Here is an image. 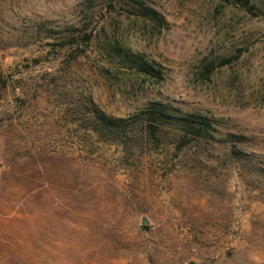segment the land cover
Wrapping results in <instances>:
<instances>
[{
    "label": "rangeland",
    "instance_id": "1",
    "mask_svg": "<svg viewBox=\"0 0 264 264\" xmlns=\"http://www.w3.org/2000/svg\"><path fill=\"white\" fill-rule=\"evenodd\" d=\"M140 1L160 25L132 0H0V264H264V0ZM153 103L218 141L169 128L131 152Z\"/></svg>",
    "mask_w": 264,
    "mask_h": 264
},
{
    "label": "trees",
    "instance_id": "2",
    "mask_svg": "<svg viewBox=\"0 0 264 264\" xmlns=\"http://www.w3.org/2000/svg\"><path fill=\"white\" fill-rule=\"evenodd\" d=\"M133 4L128 5L134 13L136 10L138 14L150 19L157 23H162L159 13L153 8L146 6L140 0H132ZM120 60L130 69H135L147 75H152L155 72L147 62L141 59L140 55H129L123 52L119 47L113 48ZM91 117V130L104 141L111 143H118L122 138H127L128 120L125 118H116L107 115L106 113L93 109L90 112ZM132 125L139 131L130 138L129 147L130 151L141 149L144 145H148L151 138L157 134L161 139L162 134L166 129H172L174 136L180 142L187 140L203 139L206 142L218 139L213 135L217 132L216 127L213 125L211 119L206 116L186 112L183 113L177 109H170L161 103H153L138 113L133 115ZM158 132V133H157ZM225 142L227 143L228 153L236 160L248 163L249 157L252 153L243 151L235 147V144H245L246 137L243 135H236L227 133Z\"/></svg>",
    "mask_w": 264,
    "mask_h": 264
},
{
    "label": "water",
    "instance_id": "3",
    "mask_svg": "<svg viewBox=\"0 0 264 264\" xmlns=\"http://www.w3.org/2000/svg\"><path fill=\"white\" fill-rule=\"evenodd\" d=\"M143 224H147V221L146 220H143Z\"/></svg>",
    "mask_w": 264,
    "mask_h": 264
}]
</instances>
